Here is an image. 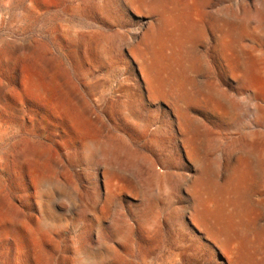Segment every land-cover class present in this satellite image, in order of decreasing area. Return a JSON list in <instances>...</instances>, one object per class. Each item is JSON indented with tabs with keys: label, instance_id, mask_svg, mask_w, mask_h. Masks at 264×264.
<instances>
[{
	"label": "rangeland",
	"instance_id": "374dc122",
	"mask_svg": "<svg viewBox=\"0 0 264 264\" xmlns=\"http://www.w3.org/2000/svg\"><path fill=\"white\" fill-rule=\"evenodd\" d=\"M0 54V82L17 81L10 101L23 107L0 112V192L51 226L32 236L0 222V264H80L81 252L104 254L100 264H264V0H0ZM88 130L170 161L180 177L149 217L139 212L157 177L131 158L94 159ZM17 148L37 155L23 173Z\"/></svg>",
	"mask_w": 264,
	"mask_h": 264
},
{
	"label": "bare ground",
	"instance_id": "6f19581e",
	"mask_svg": "<svg viewBox=\"0 0 264 264\" xmlns=\"http://www.w3.org/2000/svg\"><path fill=\"white\" fill-rule=\"evenodd\" d=\"M87 42V41H86ZM90 42V41H89ZM88 42V43H89ZM81 44H83V43H81ZM16 46V45H15ZM14 46V47H15ZM4 48V47H3ZM11 49H13V47L11 48ZM10 49V50H11ZM22 49V48H21ZM4 50V49H3ZM16 50V49H15ZM25 50V49H24ZM27 50V49H26ZM29 50V49H28ZM9 52V51H8ZM18 52V51H17ZM39 52V51H38ZM34 54H36V53H34ZM1 56H2V54H0ZM12 55V54H11ZM14 55V54H13ZM0 56V57H1ZM11 58L9 57V60H10ZM7 60V59H6ZM7 62V61H6ZM6 67V66H5ZM14 68V67H13ZM8 69H10V68H8ZM11 70V69H10ZM12 72V71H11ZM33 74V73H32ZM31 74V75H32ZM36 74V73H35ZM16 77V76H15ZM38 77V76H37ZM14 78V77H13ZM26 78V77H25ZM27 79V78H26ZM9 82V81H8ZM10 82H11V80H10ZM9 82V83H10ZM252 82H254V81H252ZM27 83V86H26V91L29 93V94H31V95H37L38 93H40L41 91H42V89L40 88V86H39V83H38V81H37V79L34 77V76H32L29 80H28V82H26ZM251 83V82H250ZM255 83V82H254ZM24 85V84H23ZM62 86V85H61ZM252 86H254V85H252ZM22 87V86H21ZM67 90V89H66ZM254 92V91H253ZM24 93V92H23ZM12 96L13 97H16L17 99H19V97L21 96V88H20V86L18 85V83H17V81L14 79V81L10 84V85H6L5 83L3 84L2 83V81L0 82V112H11L14 116H15V118H18V117H20L22 114H23V107L21 108V105H18L17 103V105H12V103H11V98H12ZM21 99V98H20ZM14 100V99H13ZM129 101V100H128ZM18 102V101H17ZM20 102V101H19ZM81 103V102H80ZM123 103V102H122ZM76 105V104H75ZM74 105V106H75ZM127 105V104H126ZM125 105V106H126ZM128 106V105H127ZM79 108L80 107H78V110H79ZM129 108V107H128ZM128 108L126 109V110H128ZM130 109V108H129ZM134 109V108H133ZM76 110H77V108H76ZM84 110V109H83ZM82 110V111H83ZM110 110V109H109ZM125 110V109H124ZM132 110V109H131ZM87 111V110H86ZM90 111V110H89ZM129 111V110H128ZM127 111V112H128ZM134 111V110H133ZM71 112H73V111H71ZM79 112V111H78ZM135 112V111H134ZM104 113H106V112H104ZM123 113V112H122ZM69 114H71V113H69ZM68 114V115H69ZM76 114V113H75ZM82 114V113H81ZM94 114V113H93ZM67 115V114H66ZM79 115V114H78ZM107 115V114H106ZM126 115H128V114H126ZM12 116V115H11ZM23 116V115H22ZM72 116V115H71ZM83 116H85L84 115V112H83V115H82V117ZM95 116V115H94ZM108 116V115H107ZM133 116V115H132ZM145 116V115H144ZM13 117V116H12ZM72 117H74V116H72ZM86 117V116H85ZM128 117V116H127ZM69 118H70V115H69ZM87 118H89L90 119V121L92 122V124H91V127H94V131H101L102 133H104V134H106L105 136H107L108 135V132H107V128H106V126H105V124L104 123H102V121L100 120H98V118H94V117H92V116H87ZM133 118H134V116H133ZM79 119V118H78ZM99 119H101V118H99ZM128 119H130L129 117H128ZM136 119V118H135ZM126 120V119H125ZM134 120V119H133ZM132 120V121H133ZM71 121V120H70ZM83 121V120H82ZM130 121H131V119H130ZM135 121V120H134ZM148 121V120H147ZM178 121V120H177ZM87 122V121H86ZM90 122V123H91ZM128 122V121H127ZM73 123V122H72ZM72 123H71V125H72ZM90 123H88V124H90ZM130 124V126L131 125H133V126H135L136 127V125L133 123V122H129ZM138 123V122H137ZM140 123V122H139ZM182 123V122H181ZM78 124H80V123H78ZM87 124V123H86ZM149 124V123H148ZM171 125H172V123H170ZM183 124V123H182ZM181 124V125H182ZM188 124V123H187ZM150 125H151V123H150ZM170 125V126H171ZM189 125V124H188ZM7 125H6V123L1 119V116H0V143L1 142H4L5 140H6V137H7V127H6ZM76 125H74V127H75ZM122 126V125H121ZM174 126V125H173ZM184 126H185V124H184ZM77 127H81V126H77ZM129 127V126H128ZM138 127V126H137ZM162 127V126H161ZM167 127V126H166ZM186 127H187V125H186ZM141 128V127H140ZM149 128V127H148ZM152 128V127H151ZM192 128V127H191ZM144 129V128H143ZM147 129V128H146ZM168 129V128H167ZM172 129V128H171ZM83 130V129H82ZM117 130V129H116ZM140 130H142V129H140ZM154 130V129H153ZM169 130V129H168ZM174 130V129H173ZM156 131H158V128H157V130ZM175 131V130H174ZM193 131V130H192ZM140 132V131H139ZM150 132V131H149ZM148 132V133H149ZM163 132V131H162ZM168 132H170V131H168ZM98 133V132H97ZM112 133V132H111ZM142 133V132H141ZM144 133V132H143ZM79 134V133H78ZM120 134V133H119ZM122 134V133H121ZM150 134V133H149ZM163 134V133H162ZM190 134V133H189ZM113 135V134H112ZM115 135V134H114ZM151 135V134H150ZM104 136V137H105ZM125 136V135H124ZM123 136V137H124ZM117 137V136H116ZM179 137V136H178ZM107 138V137H106ZM118 138V137H117ZM120 138V137H119ZM128 138V137H127ZM83 139H84V141H85V143H86V147H87V151L89 152V155L90 156H92V157H95L94 159H96V157H97V154L99 155V154H101V155H103L105 158L107 157H113V159L121 166V165H126V164H129V159L131 158V160H133L134 162H136V164H138V166L140 165V169H141V172H142V174L143 175H145L146 177H147V179H151V178H154V177H157V179H158V181L160 182V184L155 188V189H153V192H157V194H154L153 195V199L151 200H146V202L143 204V206L145 207L144 209H141L140 210V214L141 215H144V218L146 219L147 218V216H148V212L150 211V208L152 207V206H154L156 203H158L159 202V200H160V198H161V196H162V198H163V195H165L164 194V192H163V194H162V189H163V185H164V189H165V187H166V184L168 183L169 184V186H170V188L171 189H173L172 188V186L173 185H171V184H173L174 182H176V180L178 179V177H180L179 175H178V173L176 174V173H174V172H170L169 170L171 169V167H169L168 166V162H170V161H168L167 162V159H166V161L164 162V160L163 159H161L162 160V162H163V166H161V167H159V164L158 163H155L154 161H152V160H150V158H147V157H145V156H137V155H133V154H127L126 152H124L122 149H120L119 147H116V146H113V145H111V144H108V143H106V142H104V141H101L100 140V138L96 135H94V133L92 132V131H84L83 132ZM126 139V138H125ZM129 139V138H128ZM157 139V138H156ZM117 140V139H116ZM196 140V139H195ZM115 141V140H114ZM123 141V140H122ZM121 141V142H122ZM119 142V141H118ZM150 142V141H149ZM192 142V141H191ZM118 144V143H117ZM122 144V143H121ZM176 145V144H175ZM151 146V145H150ZM122 147V146H121ZM125 147V146H124ZM131 147V146H130ZM124 149V148H123ZM157 150V149H156ZM128 151V150H127ZM135 151V150H134ZM131 152H132V150H131ZM137 152V151H136ZM178 152V151H177ZM263 152V151H262ZM182 153V152H181ZM253 153V152H252ZM163 154H164V152H163ZM177 154V153H176ZM157 155V154H156ZM203 156H204V154H203ZM13 157H14V162H15V164H16V168H18V170H19V172H22V171H20L21 169H22V166H23V164L25 163V162H27V161H29V162H31L32 164H34V162H35V160H37V155L33 152V151H30V152H28V153H23L22 151H20V150H18V148L15 150V152H14V155H13ZM150 157V156H149ZM151 157H152V155H151ZM161 158H162V155L160 156ZM182 157V156H181ZM260 157H261V155H260ZM203 158V157H202ZM109 159V158H108ZM177 159V158H176ZM105 160V159H104ZM154 160V159H153ZM157 160V159H156ZM171 160H172V158H171ZM183 160V159H182ZM197 160V159H196ZM99 162V161H98ZM103 162H105V161H103ZM113 162V161H112ZM204 163V162H203ZM57 164V163H56ZM97 164V163H96ZM28 165H30V164H28ZM28 165H26V166H28ZM119 165H118V168H119ZM237 165V164H236ZM25 166V167H26ZM130 167H131V165H129ZM30 167V166H29ZM115 167H117V165L115 166ZM133 167V166H132ZM180 167V166H179ZM0 168H1V166H0ZM98 170L99 171H102L104 168H108V165H107V167H106V165H104V163H99V166H98ZM175 169V168H174ZM177 169V168H176ZM175 169V170H176ZM179 169V168H178ZM181 169V168H180ZM183 169V168H182ZM181 169V170H182ZM1 170H2V168H1ZM180 170V171H181ZM198 171V170H197ZM18 172V171H17ZM115 172V171H114ZM137 172V171H136ZM23 173V172H22ZM138 173V172H137ZM203 173V172H202ZM118 174V173H117ZM120 174V173H119ZM18 175V174H17ZM105 175V174H104ZM188 175V174H187ZM182 176V175H181ZM141 177V176H140ZM187 177V176H186ZM185 177V178H186ZM34 180L32 181V182H35L36 184H43L44 182L46 183V182H49V181H51L50 179H45L44 177H37V175L35 176L34 175ZM182 178V177H181ZM139 179V178H138ZM144 180V179H143ZM139 181H140V179H139ZM152 181V180H151ZM182 181V180H181ZM2 182H3V180H2V178H0V185L2 184ZM123 182V181H122ZM131 182V181H130ZM189 182V181H188ZM121 183V182H120ZM124 183V182H123ZM142 183V182H141ZM151 183V182H150ZM179 183V182H178ZM178 183H177V185H178ZM183 183V182H182ZM185 183V182H184ZM188 184V183H187ZM191 184V183H190ZM189 184V185H190ZM228 185V184H227ZM126 186H128V185H126ZM132 186H133V184H132ZM140 186H141V184H140ZM139 186V187H140ZM238 186V185H237ZM124 187V186H123ZM181 187V186H180ZM229 187V186H228ZM234 187V186H233ZM232 187V188H233ZM236 187V186H235ZM127 188V187H126ZM137 189H138V187H136ZM149 188V187H148ZM227 188V187H226ZM120 189V188H119ZM170 189V190H171ZM234 189V188H233ZM126 190V189H125ZM141 190H142V188H141ZM145 190V189H144ZM229 190H231V188L229 189ZM121 191V190H120ZM132 191V190H131ZM172 191V190H171ZM239 191V190H238ZM166 192V191H165ZM236 192V191H235ZM122 194V193H121ZM168 194H170V193H167V195ZM228 194V193H227ZM115 195H117V194H115ZM146 195V194H145ZM147 196V195H146ZM145 196V197H146ZM189 196V195H188ZM227 196V195H226ZM236 196V195H235ZM234 196V197H235ZM140 197V196H139ZM143 197V196H142ZM141 197V198H142ZM231 197V196H230ZM233 197V196H232ZM139 199V198H138ZM233 199V198H232ZM8 200V199H7ZM31 201V200H30ZM262 202V201H261ZM229 203H230V201H229ZM15 204V203H14ZM33 204V203H32ZM157 205V204H156ZM227 205V204H226ZM231 206H233V204H230ZM37 206V205H36ZM196 206V205H195ZM229 207V206H228ZM227 207V208H228ZM18 208V207H17ZM31 208H32V212H31V214H30V218H29V220H28V222H26V220H25V217L23 216V214L20 212V211H18L15 207H12V206H10L9 205V202H7L6 201V199L1 195V192H0V222L1 223H7V222H9V221H11L14 225V227H16L15 229H19L20 227H23L24 225H27L28 224V227L30 228V231H31V234H32V236L33 235H35L36 234V232L37 231H40V232H43V233H47V232H49L50 230H51V226H50V224H47V222H45V221H41V220H37V218L35 217V213H34V209H36V208H34L33 209V205L31 206ZM157 208V207H156ZM178 208V207H177ZM29 209H30V207H29ZM22 210H24V209H22ZM136 210V209H135ZM134 210V211H135ZM138 210V209H137ZM228 210V209H227ZM263 211V210H262ZM138 212V211H137ZM234 212V211H233ZM138 213V214H139ZM35 214V215H34ZM133 214H134V212H133ZM139 214V215H140ZM186 214V213H185ZM197 214V213H196ZM126 215V214H125ZM136 215V214H135ZM184 216V215H183ZM139 217V216H138ZM137 217V218H138ZM141 217V216H140ZM139 217V218H140ZM149 217V216H148ZM151 217V216H150ZM185 217V216H184ZM187 217V216H186ZM185 217V218H186ZM189 217V216H188ZM214 217H212V219H213ZM215 219V218H214ZM151 221V220H150ZM187 221H189V220H187ZM191 222V221H190ZM211 222V221H210ZM124 223V222H123ZM127 223H129V222H127ZM189 223V222H188ZM212 223V222H211ZM121 224V223H120ZM139 224V223H138ZM216 224V223H215ZM124 225H126V222H125V224ZM4 226V225H3ZM128 226V225H127ZM17 227H19V228H17ZM120 227H121V225H120ZM122 227H123V225H122ZM5 228V227H4ZM128 228V227H127ZM142 228H143V226H142ZM1 229V228H0ZM3 229V228H2ZM7 229V228H6ZM5 229V230H6ZM118 229H119V227H118ZM117 229V230H118ZM133 229V228H132ZM155 229V228H154ZM208 229V228H207ZM206 229V230H207ZM11 230V229H10ZM20 230V229H19ZM113 230V229H112ZM151 230V229H150ZM180 230V229H179ZM217 230V229H216ZM7 231V230H6ZM12 231H13V229H12ZM15 231V230H14ZM127 231V230H126ZM146 231V230H145ZM153 231H155V230H153ZM152 231V232H153ZM191 231V230H190ZM198 231V230H197ZM219 231V230H218ZM9 232H11V231H9ZM133 232V231H132ZM151 232V231H150ZM199 232V231H198ZM201 232V231H200ZM1 233H3V232H1ZM7 233V232H6ZM109 233V232H108ZM120 233V232H119ZM4 234V233H3ZM13 234V233H12ZM121 234H123V233H121ZM120 234V235H121ZM109 235V234H108ZM125 235V234H124ZM4 236H5V234H4ZM113 236V235H112ZM119 236V235H118ZM108 237V236H107ZM116 237V236H115ZM114 238V237H113ZM200 238H202V237H200ZM118 239H120L119 237H118ZM201 240V239H200ZM125 241H126V239H125ZM202 241V240H201ZM123 242V241H122ZM127 242V241H126ZM194 242V241H193ZM105 243H106V241H105ZM107 244V243H106ZM189 244V243H188ZM193 246V245H192ZM211 246V245H210ZM216 247V246H215ZM225 247V246H224ZM218 249V248H217ZM104 250H106L105 251V253H108V254H110L112 251H110L109 249H108V247H105V249ZM174 250V249H173ZM193 251V250H192ZM204 251V250H203ZM188 252V251H187ZM205 252V251H204ZM231 252V251H230ZM117 253V252H116ZM204 254V253H203ZM169 255V254H168ZM167 255V256H168ZM197 255H199V254H197ZM234 255V254H233ZM90 256V257H89ZM214 257V256H213ZM210 258H211V255H210ZM216 258V257H215ZM79 259H80V264H100V262H102V260H104L105 259V256H104V254H100L99 252H97V253H95V254H90V253H87V252H85V253H83V252H81L80 253V256H79ZM178 259H180V258H178ZM194 260V259H193ZM167 261V260H166ZM207 261V260H206ZM214 261V260H213ZM169 262H171V261H169ZM230 262H232V261H230ZM204 263V262H203ZM169 264H171V263H169ZM175 264H177L176 262H175ZM215 264V263H214ZM234 264V263H233Z\"/></svg>",
	"mask_w": 264,
	"mask_h": 264
}]
</instances>
